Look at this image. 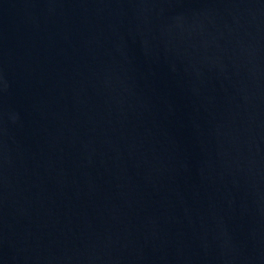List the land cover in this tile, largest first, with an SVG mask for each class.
Here are the masks:
<instances>
[{
  "label": "water",
  "instance_id": "water-1",
  "mask_svg": "<svg viewBox=\"0 0 264 264\" xmlns=\"http://www.w3.org/2000/svg\"><path fill=\"white\" fill-rule=\"evenodd\" d=\"M0 264H264V0H0Z\"/></svg>",
  "mask_w": 264,
  "mask_h": 264
}]
</instances>
